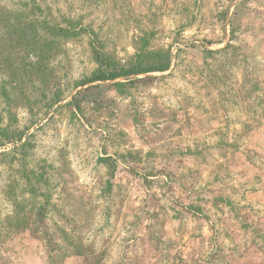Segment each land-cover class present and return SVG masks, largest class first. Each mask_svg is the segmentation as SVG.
Wrapping results in <instances>:
<instances>
[{"label":"rangeland","instance_id":"374dc122","mask_svg":"<svg viewBox=\"0 0 264 264\" xmlns=\"http://www.w3.org/2000/svg\"><path fill=\"white\" fill-rule=\"evenodd\" d=\"M0 264H264V0H0Z\"/></svg>","mask_w":264,"mask_h":264},{"label":"trees","instance_id":"16d2710c","mask_svg":"<svg viewBox=\"0 0 264 264\" xmlns=\"http://www.w3.org/2000/svg\"><path fill=\"white\" fill-rule=\"evenodd\" d=\"M156 56H159V59L154 63L149 66H142V64L135 63L133 64L130 68L125 69L122 73H113V74H105L103 76H97L94 78V80H110V79H115L117 77L121 76H129V75H136L139 73H148V72H153V71H166L169 69L171 65V54L170 52H163L159 51L155 53Z\"/></svg>","mask_w":264,"mask_h":264}]
</instances>
